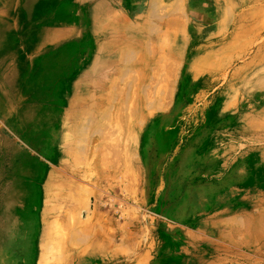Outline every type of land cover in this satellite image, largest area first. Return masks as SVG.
<instances>
[{"label":"rangeland","instance_id":"rangeland-1","mask_svg":"<svg viewBox=\"0 0 264 264\" xmlns=\"http://www.w3.org/2000/svg\"><path fill=\"white\" fill-rule=\"evenodd\" d=\"M27 1L5 6L28 23L0 51L56 39L0 69V264H264V0ZM97 13L119 38L99 62L138 53L93 88L105 130L75 138Z\"/></svg>","mask_w":264,"mask_h":264},{"label":"bare ground","instance_id":"bare-ground-1","mask_svg":"<svg viewBox=\"0 0 264 264\" xmlns=\"http://www.w3.org/2000/svg\"><path fill=\"white\" fill-rule=\"evenodd\" d=\"M46 1V0H45ZM49 1V0H47ZM54 1V0H53ZM73 1V0H72ZM78 1V0H77ZM9 0H2L0 2V34H3V37H4V40L5 41H8L10 42V37H14V36H18L19 35H23V29L25 30V27H27V24L28 23V20H26L25 18H21L20 15L19 17H15L13 18L14 16H9L11 18H13V20H9V19H6V17L8 16V13L6 11V5L8 4ZM26 2H28L26 0ZM24 2V4L26 3ZM75 2V1H73ZM182 2V1H181ZM10 3V2H9ZM32 3L34 4H38L40 7H42L43 9H45V7L42 6V4L40 2H38L37 0H35V2L33 1ZM77 3V2H76ZM30 4V3H29ZM29 4H25L26 7L29 5ZM53 4V3H52ZM12 5V4H10ZM44 5V4H43ZM54 5V4H53ZM95 5V4H94ZM178 6V8L180 7L179 6V2L176 4ZM45 6V5H44ZM57 6V4H56ZM49 7V6H48ZM47 7V8H48ZM55 7V6H54ZM110 7V6H109ZM112 7V6H111ZM150 7H151V11L153 12V14H156L158 16V11L160 8V4L155 1V0H152L150 2ZM256 7V6H255ZM95 8V7H94ZM106 8V7H105ZM181 8V7H180ZM18 9V8H17ZM27 10L29 8H26ZM20 10V9H19ZM18 10V13L21 14L22 16V13H20ZM25 10V9H24ZM62 10V9H61ZM78 10V9H77ZM81 10V9H80ZM180 10V9H179ZM15 12V10H13ZM12 11V12H13ZM97 11V10H96ZM145 10H141V12H144ZM177 11V9H176ZM246 11V10H245ZM10 12V13H12ZM17 12V11H16ZM22 12V11H21ZM109 12V11H108ZM107 12V13H108ZM92 13V12H91ZM103 13V12H102ZM110 13V12H109ZM176 13V12H175ZM180 13H181V10H180ZM17 14V13H16ZM15 14V15H16ZM24 14V13H23ZM105 14V13H104ZM113 14V13H112ZM183 14V13H182ZM101 15V14H100ZM100 15L97 13L93 16V18L91 19V26L89 27V30H90V34L95 38V44H96V47H95V52L92 56V58L90 57L89 59V62L88 64L86 65V70L85 71H82L80 76L78 77V79L74 82H72L68 87H67V91H68V102H67V113H66V118H67V122L66 124H68V127L72 124V122H74L76 124V127H75V138L77 137V135H81V131H85L86 128H89V126H91L95 131L97 132H102L105 130V126L104 123H102V119L101 116L99 115V111H98V108H97V111L93 110L92 107H90V99L93 98L91 97V93L94 92L93 91V88L96 87V85H99L101 82H103V79H105L106 75L104 72H106L110 67H115L119 64H124L125 67H129V64L132 62H134L136 60V54L138 53L137 49H130V50H126L125 53H124V56L122 58H115V60L113 59H110V60H106L105 63L104 61L102 60L101 62H99V59H101L104 55L105 56H114L116 53H117V50L116 49H113L114 47H111V43H112V46H118L119 44H116L114 42H117L118 39L114 38L113 37H110L111 36V32L113 31H106L105 29L106 28H110V23L112 21L108 20L107 19L109 18L108 15L104 17H100ZM160 15V14H159ZM168 16V15H167ZM118 17V16H117ZM27 18V17H26ZM146 18V17H145ZM52 19V18H51ZM85 19V18H83ZM9 20V21H8ZM64 20V19H63ZM118 20V19H117ZM163 20V19H162ZM115 24V23H114ZM113 25V24H112ZM82 27V26H81ZM88 27V26H87ZM38 29V28H37ZM84 29V28H83ZM160 29V28H159ZM158 29V30H159ZM157 30V31H158ZM150 31L152 32H155L153 31V29L151 28ZM149 31V33H150ZM160 31V30H159ZM31 33H33V30L30 31ZM78 32V31H77ZM84 32V31H83ZM82 32V33H83ZM164 32V31H163ZM81 33V32H80ZM123 33V32H122ZM125 33V32H124ZM128 33V32H127ZM156 33V32H155ZM162 33V31H161ZM160 33V34H161ZM130 34V33H129ZM157 34V33H156ZM34 35V34H33ZM118 35V34H117ZM120 35V34H119ZM148 35V34H147ZM159 35V34H158ZM121 36V35H120ZM119 36V37H120ZM127 36V35H126ZM126 36L122 37L124 39V42L125 44L127 43V45H134V44H143L144 41H142V39L144 38L143 37V34H139V35H136L137 36V39H136V36L134 37V39L132 38H127ZM9 37V38H8ZM54 37V33H49L48 36L45 35H42L41 33H36V35L34 36V38H32V40L30 42H27L25 43V41L22 43L23 45V49H25V51H29V50H32L33 48L35 47H43L45 44H49V42H52L54 41L56 38H53ZM56 37V36H55ZM115 37V35H114ZM131 37V36H130ZM111 38V40H110ZM26 39V38H25ZM29 39V38H28ZM74 39V38H73ZM113 39V40H112ZM15 40V39H14ZM16 41V40H15ZM69 41V40H68ZM132 41V43L130 44L129 42ZM55 42V41H54ZM160 42V41H159ZM60 43V42H59ZM63 44V42H61ZM162 43V42H161ZM91 44V43H90ZM93 44V43H92ZM122 44V43H121ZM22 45L20 47H17L15 49H10V48H6L5 50L3 51H0V69L1 71H3V73H5L6 75V78L10 81L14 80L18 74V69L17 68H14L13 65L11 64V62L13 60H16L17 55V51L19 52V49L21 48L22 49ZM14 46V45H13ZM121 46V45H120ZM152 46V44H151ZM15 47V46H14ZM130 47V46H129ZM19 48V49H18ZM56 48V47H55ZM94 48V47H93ZM154 49V47H153ZM164 49V48H163ZM160 50V49H159ZM158 51V50H157ZM161 51V50H160ZM156 52V51H155ZM47 53V52H46ZM153 53V52H152ZM91 54V53H90ZM157 54V53H156ZM45 55V54H44ZM43 55V56H44ZM92 55V54H91ZM60 56V55H59ZM52 57V55H51ZM58 56H56L55 58L57 59ZM138 57V56H137ZM54 58V59H55ZM61 56H60V59L61 60ZM66 58V57H65ZM42 59V58H41ZM225 59V58H224ZM201 61V60H200ZM84 63V62H83ZM119 63V64H118ZM200 63V62H199ZM16 65H19V64H16ZM43 65H44V62H43ZM41 67V66H40ZM193 67V66H192ZM97 68H101L100 72H101V75H98L96 76V78L98 77V80H96V82L93 84V87L92 86H86V83L87 81H92L93 77H94V73L96 72ZM112 68V69H113ZM118 68V66H117ZM84 69V68H83ZM115 69V68H114ZM127 70H130V68H126ZM192 69V68H191ZM134 72V71H133ZM32 74V73H31ZM129 74V73H128ZM3 75V74H2ZM39 75V74H38ZM105 75V76H104ZM135 75V74H134ZM4 78V77H3ZM107 83H110L111 87H113L114 89L112 90H115L116 89V84L115 82H112V81H107ZM28 84V83H27ZM113 84V85H112ZM46 86V85H45ZM43 88V87H42ZM44 89H46L44 87ZM43 89V90H44ZM148 90V89H147ZM1 91V90H0ZM8 92V91H7ZM127 98H126V101L129 103L131 102L130 99H131V96L130 93H131V90H127ZM10 94V93H9ZM4 96V95H3ZM2 96V97H3ZM6 97V96H5ZM31 97V96H30ZM33 97V96H32ZM10 98V97H9ZM37 98V97H35ZM95 100V99H94ZM6 101V100H5ZM33 101V100H32ZM93 101V99H92ZM96 104V102L94 103ZM93 104V105H94ZM127 105V104H126ZM95 107V106H94ZM97 107V106H96ZM100 109V108H99ZM124 110V109H123ZM125 111V110H124ZM128 112V111H127ZM119 113V112H118ZM134 113H136V111H134ZM25 114V113H24ZM122 114V112H121ZM124 114V113H123ZM102 115V114H101ZM126 115V114H125ZM65 116V115H64ZM121 116V115H120ZM124 116V115H123ZM29 117V116H28ZM27 117V118H28ZM110 120V119H109ZM122 120V119H121ZM38 121V120H37ZM34 123V122H33ZM114 124V123H113ZM120 125V124H119ZM29 126V125H28ZM66 126V125H64ZM72 126V125H71ZM118 127V126H116ZM121 127V126H120ZM69 129V128H68ZM111 129V128H110ZM77 132V133H76ZM108 132V130H107ZM85 134V133H84ZM82 134V135H84ZM113 134V133H111ZM82 137V136H81ZM76 141V140H75ZM83 141V140H82ZM119 141V140H118ZM78 142V141H77ZM263 142V141H262ZM69 148V147H68ZM82 150L83 147L79 146L78 147H74L73 150ZM117 150V149H116ZM86 151V150H85ZM119 153V151H118ZM118 157V155H117ZM53 182L48 181L47 183V191L48 189L49 190H53L54 189V185L52 184ZM55 183V181H54ZM56 184V183H55ZM58 197V195H57ZM65 201H66V198H65ZM95 234V233H94ZM93 234V235H94ZM77 235V234H76ZM80 235V234H79ZM86 236H87V233H86ZM88 237V236H87ZM86 238V237H85ZM85 238H82L83 241ZM61 239V238H60ZM48 240V239H47ZM50 246V245H49Z\"/></svg>","mask_w":264,"mask_h":264}]
</instances>
